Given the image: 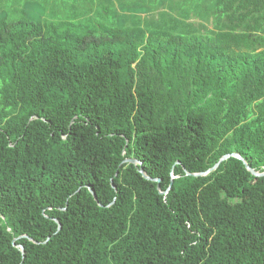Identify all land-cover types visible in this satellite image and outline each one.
Here are the masks:
<instances>
[{
	"label": "trees",
	"instance_id": "trees-1",
	"mask_svg": "<svg viewBox=\"0 0 264 264\" xmlns=\"http://www.w3.org/2000/svg\"><path fill=\"white\" fill-rule=\"evenodd\" d=\"M247 165L264 0H0V264H264Z\"/></svg>",
	"mask_w": 264,
	"mask_h": 264
},
{
	"label": "water",
	"instance_id": "water-1",
	"mask_svg": "<svg viewBox=\"0 0 264 264\" xmlns=\"http://www.w3.org/2000/svg\"><path fill=\"white\" fill-rule=\"evenodd\" d=\"M231 156H235V157H238V158H241V159H243L242 157H241V155L240 154H238V153H231V154H227V155H224L220 160H219V162L215 165V166H213L212 168H211V170H213V169H216L218 166H219V164L222 162V161H224V160H226L227 158H229V157H231ZM244 160V159H243ZM123 162H129V163H135V164H140V171H141V173L143 174V176H145L146 178H148V179H153V178H151L147 173H146V171H145V169H144V167H143V162H141V161H139L138 159H136V158H126ZM244 162L246 163V161L244 160ZM247 167H248V169L253 173V174H256V175H264V172H262V173H260V172H257L256 170H254L253 168H251L249 165H247ZM200 174V173H199ZM199 174H195V175H199ZM153 180H155V181H160L159 179H153ZM158 188H160V185L158 184ZM94 193V192H93ZM94 195L96 196V194L94 193Z\"/></svg>",
	"mask_w": 264,
	"mask_h": 264
}]
</instances>
